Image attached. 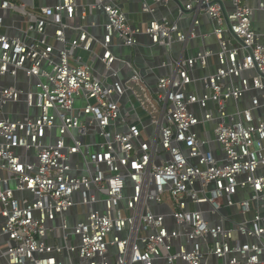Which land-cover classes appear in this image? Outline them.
<instances>
[{"label":"built area","instance_id":"2783aa9c","mask_svg":"<svg viewBox=\"0 0 264 264\" xmlns=\"http://www.w3.org/2000/svg\"><path fill=\"white\" fill-rule=\"evenodd\" d=\"M171 1L0 0V264H264V0Z\"/></svg>","mask_w":264,"mask_h":264},{"label":"crops","instance_id":"0c3cea01","mask_svg":"<svg viewBox=\"0 0 264 264\" xmlns=\"http://www.w3.org/2000/svg\"><path fill=\"white\" fill-rule=\"evenodd\" d=\"M122 4H123L124 9L129 14L130 18L132 19V21H134L135 23H141L144 21L145 16L141 13V5H140L139 0H122ZM166 8L167 7L161 5L157 9V11L155 12L156 17L159 18L160 16L168 14L169 11ZM169 8L171 9L170 11L173 12V14H172L173 16L177 17L179 15V5L177 4L176 0H172L169 3ZM202 19H203V22L206 24L205 28L203 27V30H205V29L209 30L211 27L209 24V20L207 19V17H203ZM178 48H179V46L176 45L175 50ZM141 51L143 52V49ZM126 53L124 54L125 58H128L131 55L130 51L127 50ZM165 59H167V55H165V50L161 47H157V49H155L153 59L145 61V60H143V58H141L140 55L138 56V61L140 63H142L144 65L147 64L149 66L154 67V70L152 72L149 71V73H148L151 81H154L155 78L159 74H162V73L169 71V69H164V68L159 67L161 62ZM226 213H229L231 215H235L238 220H240L242 218L241 216H239V214H237L236 210L228 209ZM219 263H221V261H218L216 258H213V257H210L208 260V264H219Z\"/></svg>","mask_w":264,"mask_h":264},{"label":"water","instance_id":"95a60500","mask_svg":"<svg viewBox=\"0 0 264 264\" xmlns=\"http://www.w3.org/2000/svg\"><path fill=\"white\" fill-rule=\"evenodd\" d=\"M177 4L179 5L180 8H183L179 0H176Z\"/></svg>","mask_w":264,"mask_h":264}]
</instances>
